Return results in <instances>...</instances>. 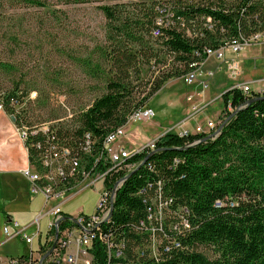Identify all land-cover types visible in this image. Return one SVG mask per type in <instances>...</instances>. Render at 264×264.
<instances>
[{
    "label": "trees",
    "instance_id": "1",
    "mask_svg": "<svg viewBox=\"0 0 264 264\" xmlns=\"http://www.w3.org/2000/svg\"><path fill=\"white\" fill-rule=\"evenodd\" d=\"M25 2L52 6L50 0ZM100 9L105 39L97 48L105 67L97 65L96 75L104 81L103 92L70 123L49 124L47 135L34 137L44 142L43 149L68 147L78 155L81 168L69 172V185H78L97 164L110 132L147 107L168 80L187 75L195 63L200 66L207 48L264 34V0H118ZM155 29L160 31L156 38ZM144 66L153 70L144 83L148 91L137 83ZM1 67L13 68L6 62ZM20 90L18 85L5 90L4 110L18 126L47 124L31 122L20 110L29 97ZM223 101L225 124L215 136L169 131L157 140V150L144 149L129 159L138 165L120 188L105 226L106 234L123 245L122 254L110 257L98 240L91 264H264V91L246 94L234 88ZM86 133L94 141L89 152L82 149ZM38 151L30 152V161ZM160 206L163 217L150 224L149 216ZM17 259L29 264L31 255Z\"/></svg>",
    "mask_w": 264,
    "mask_h": 264
},
{
    "label": "rangeland",
    "instance_id": "2",
    "mask_svg": "<svg viewBox=\"0 0 264 264\" xmlns=\"http://www.w3.org/2000/svg\"><path fill=\"white\" fill-rule=\"evenodd\" d=\"M50 1L51 7H40L30 5L25 0H0V103L5 90L13 89L18 85L20 91L28 92L29 95V101L27 104L23 103L20 110H23L24 115L35 124L70 123L79 111L86 108L103 92L104 81L96 75L97 65L105 67L97 48L105 39L106 19L100 6L114 4L118 0H90L80 3ZM263 45L264 41L253 39L244 53L248 56L251 47ZM211 59L205 61L194 83H185L181 78L168 80L161 91L154 96L152 103L150 101L153 96L148 101V105L150 103L155 111V116L149 120L131 122L129 126L131 128L137 126L145 138H150L149 141L151 137L161 132L176 131L179 125H184L192 131L196 126L204 124L202 115L210 116L209 118L215 123L218 121L216 119L225 118L227 110L223 102V94L233 88L235 83L259 82L256 87L261 91L264 90V62L255 64L250 59L252 63L249 64L247 57L241 75L237 80H233L228 76L224 63L220 61L215 67L216 70L206 69V62ZM3 62L11 64L12 70L2 68ZM219 70L223 71L222 75L216 74ZM255 71L258 73L253 74ZM157 73L156 69L154 75ZM152 75L153 70L151 72L144 66L143 78L137 82L141 84L140 89L149 90L150 85L144 88L147 85L144 83L148 82ZM225 75L228 80L225 81L224 87L212 84L214 76L224 80ZM204 91H207L208 97L211 98L207 102L203 98ZM33 92L35 94L31 96ZM184 95L187 98L193 95L197 99H194L195 102L199 103L201 108L193 112L192 107L190 109L189 104L186 103V113H182L181 108L177 111L171 110L170 99L180 102ZM216 100L217 106L214 104ZM202 126L209 130L207 124ZM146 142L139 141L143 146L147 145ZM140 145L138 144V147ZM72 193L74 192L69 194ZM98 199L99 194L96 189L86 188L68 201L64 205V210L74 215L82 211L85 214H93ZM36 206L40 210L45 209L44 196H39ZM44 222L45 219L41 220V225ZM20 224L26 227L23 223ZM36 229L37 227L34 226L30 232ZM6 246L2 251L5 257L24 251L30 252L32 248L20 239H14ZM201 249L210 254L209 250Z\"/></svg>",
    "mask_w": 264,
    "mask_h": 264
},
{
    "label": "built area",
    "instance_id": "3",
    "mask_svg": "<svg viewBox=\"0 0 264 264\" xmlns=\"http://www.w3.org/2000/svg\"><path fill=\"white\" fill-rule=\"evenodd\" d=\"M162 22L163 20L159 19L158 23L162 24ZM159 35V29H155L153 36L156 38ZM263 37L264 34H260L252 38V40L260 41L259 39L262 40ZM251 41H242L236 38L219 48H207L205 50L207 57L204 62L200 66L197 63L192 65L196 68L181 77V79H184L185 83H194L197 81L199 71L205 61L209 58H215L224 63L228 76L233 80H237L242 73L241 54L244 53ZM229 51L232 53L231 56L228 55ZM234 88L240 89L246 94H249L252 90L251 85L247 82L235 83ZM32 94L35 93H31V96ZM187 99L192 102L193 112H197L201 108L199 103L195 102L193 95H189ZM28 101L27 97L24 103L27 104ZM0 108L4 109L2 103H0ZM153 116H155L153 108L138 109L136 115L130 116L128 123L122 125L119 131L110 132L111 141L108 143V150H103L97 164H92V167H88L79 185H69V172L74 168V164L77 163L78 155L73 153L68 147L52 145L43 149L42 143L44 142L42 140H34V137L39 134L47 135L50 132L49 124H44L35 129H30L27 125H17L20 137L29 150V156L33 149L39 150L34 155V160L30 161V165L23 169V175L29 181L32 195H42L45 198V209L43 208L32 224L37 227L34 232H28V226L23 227L18 221H13L17 234H20L26 243L32 247L28 253L31 255L29 264H91L93 260L92 248L98 240L102 242L103 247L107 248L110 257L121 256L120 247H123V245L116 243L113 236L110 238L106 234V223L111 218L118 192L128 179H125V177L132 173L138 165L136 162H130L129 159L135 153L144 149L147 150L148 154L157 150V140L162 136L149 141L146 146L131 151L124 143L126 126L138 120L152 119ZM221 123L222 121L215 123L212 119L207 118L206 124L209 130L202 125H198L192 132L184 125H179L176 131L172 132L181 136L201 133L212 135L218 132ZM92 141V135L86 133L82 149L87 148ZM85 183L87 184L83 186ZM100 186L101 188H99ZM86 188L96 189L99 194L94 213L85 214L83 211L76 215L66 213L64 205ZM71 192L74 193L69 194ZM216 204L221 206L223 203L222 201H217ZM160 217H163V206L158 208L155 215L149 216L150 224H152V220H158ZM45 218L50 220L48 221L47 231L44 233L41 228V220ZM151 229L154 230L153 227ZM4 231L7 235L9 234L8 227H5ZM57 234L58 237L56 238ZM35 243H38V246L35 247ZM52 247H54L52 252L43 259V256ZM152 247L156 249L155 245ZM17 258L0 256V264H17Z\"/></svg>",
    "mask_w": 264,
    "mask_h": 264
},
{
    "label": "crops",
    "instance_id": "4",
    "mask_svg": "<svg viewBox=\"0 0 264 264\" xmlns=\"http://www.w3.org/2000/svg\"><path fill=\"white\" fill-rule=\"evenodd\" d=\"M228 55L231 56L232 53L228 52ZM246 56V57H245ZM242 57V67L245 66V59H249V64L252 62V59L255 64H262L264 61V45L261 47H251L248 51V56L245 53L241 54ZM206 69H215L217 65H219L218 60L212 58L206 62ZM216 70V69H215ZM260 72V70H259ZM223 71H218V75H222ZM258 73V71L253 72V74ZM217 76V75H216ZM228 80L226 75L223 78L219 79L214 76L212 84L214 86L224 87L225 81ZM246 82V81H245ZM259 82H252L251 89L255 92H261L259 87H256ZM162 89V88H161ZM161 89L155 94L157 95ZM233 89V88H231ZM228 89L227 91L231 90ZM225 91V92H227ZM264 91V90H262ZM207 91H204L203 98L207 102L211 98L208 97ZM154 95V96H155ZM154 96L151 98L150 103H152ZM170 98V97H169ZM180 102H177L174 99H170L169 107L171 110H181L182 113H186L187 108H185L186 103L188 106L192 107V103L187 100V96H183ZM197 100V99H195ZM224 102V101H223ZM147 107H151V105ZM217 106V100L214 102ZM225 105V104H224ZM187 107V106H186ZM164 113H162L163 115ZM202 115V114H201ZM204 124H206V119L210 116L202 115ZM205 119V120H204ZM211 119V118H209ZM215 120V118H214ZM218 122L222 121V119H216ZM136 122V121H135ZM202 123V122H201ZM131 123L126 126V137L124 138V143H126L127 148L131 151L137 150L141 148L143 145H140V140H144V142H148L150 138H145L143 133L139 132V128L137 126L130 127ZM201 124V125H204ZM134 129V130H132ZM191 131V130H190ZM194 132V130H192ZM163 133V132H161ZM154 135L152 138H158L163 134ZM145 139H144V138ZM141 138V139H140ZM146 142V143H147ZM138 144L140 145L138 147ZM30 165V156L29 150L25 145V142L20 137L19 130L17 128V124L15 120L12 119L4 109L0 108V256L3 255L2 251H4V247L14 240L20 239L23 243L26 241L21 237L20 234H17V229L14 226L13 221H18L19 223H23V225L28 226L27 231L30 232V229L34 228L32 225L37 215L43 210H40L37 206L35 207V203L37 199L41 195L34 196L30 191L29 181L23 175V169ZM81 184V183H80ZM79 185V184H78ZM65 211V210H64ZM66 212V211H65ZM67 213V212H66ZM49 218H45L44 224H42V231L45 233L47 231V225ZM10 226L12 228L10 229ZM8 227L9 234L7 235L4 231V228ZM34 232V230L32 231ZM31 233V232H30ZM27 244V243H26ZM35 247L38 246V243H35ZM2 253V254H1ZM28 251H24L23 253H19L17 255H10L8 257H18L22 254H28ZM8 255V254H7ZM1 257H5L4 255Z\"/></svg>",
    "mask_w": 264,
    "mask_h": 264
},
{
    "label": "bare ground",
    "instance_id": "5",
    "mask_svg": "<svg viewBox=\"0 0 264 264\" xmlns=\"http://www.w3.org/2000/svg\"><path fill=\"white\" fill-rule=\"evenodd\" d=\"M133 115H136V112L133 113L131 116H133ZM120 128H121V127H120ZM116 131H119V128H118L117 130L113 131V132H116ZM216 134H218V132H217ZM216 134H214V136H215ZM110 141H111V134L109 133V134L107 135L105 141H104V144H103V145H104V150H108V143H110ZM93 144H94V141H93V142H90V143L88 144V147L85 148V151L89 152ZM97 163H98V160H97ZM79 167L81 168V160H80V159H78L77 163L74 164V168H77V169H78ZM84 174H85V173H84ZM80 183H81V182H80ZM80 183H79V184H80Z\"/></svg>",
    "mask_w": 264,
    "mask_h": 264
},
{
    "label": "water",
    "instance_id": "6",
    "mask_svg": "<svg viewBox=\"0 0 264 264\" xmlns=\"http://www.w3.org/2000/svg\"><path fill=\"white\" fill-rule=\"evenodd\" d=\"M253 100H254V99H251L249 102H252ZM12 119L15 120V117L12 116ZM227 120H228V118L226 119V121H227ZM226 121H225V122H226ZM224 124H225V123H222V124L220 125L218 131L224 126ZM212 136H214V134H212V135H208V136L206 137V139H207V138H210V137H212ZM148 156H149V155H147V157L145 158V160L148 158ZM130 175H131V173H130L127 177H125V179H127ZM57 237H58V234H57L56 238H57ZM53 249H54V247H52V248L50 249V251L47 252V253L43 256V259H45L46 257H48L49 254L52 252Z\"/></svg>",
    "mask_w": 264,
    "mask_h": 264
}]
</instances>
